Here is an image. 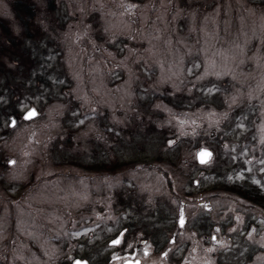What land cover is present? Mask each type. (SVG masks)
I'll list each match as a JSON object with an SVG mask.
<instances>
[{"label": "rangeland", "instance_id": "1", "mask_svg": "<svg viewBox=\"0 0 264 264\" xmlns=\"http://www.w3.org/2000/svg\"><path fill=\"white\" fill-rule=\"evenodd\" d=\"M133 252L264 264V0H0V264Z\"/></svg>", "mask_w": 264, "mask_h": 264}, {"label": "snow or ice", "instance_id": "2", "mask_svg": "<svg viewBox=\"0 0 264 264\" xmlns=\"http://www.w3.org/2000/svg\"><path fill=\"white\" fill-rule=\"evenodd\" d=\"M36 115H37L36 111L34 109H32V110H29V111H27L25 113V115L23 116V119L24 120H30V119L34 118ZM8 123H9V126L15 127L16 124H17V120H16L15 117H9L8 118ZM198 155L201 158L200 162L201 163H205L206 161L204 160V157H210L211 153L210 152H206V151H201ZM10 163L14 164L15 161H10ZM180 224H181V226H183V224H184V218H183L182 211H181V216H180ZM122 240H123V233L121 234L120 237H118L117 239H114L112 241V244L113 245H120L122 243ZM129 247H131V245H129ZM116 258L120 259V257H116ZM74 264H86V262H82L80 260H76V261H74ZM128 264H131V262L129 261ZM136 264H139V261H137Z\"/></svg>", "mask_w": 264, "mask_h": 264}, {"label": "flooded vegetation", "instance_id": "3", "mask_svg": "<svg viewBox=\"0 0 264 264\" xmlns=\"http://www.w3.org/2000/svg\"><path fill=\"white\" fill-rule=\"evenodd\" d=\"M208 161H210V160H208ZM208 161H206V162H208ZM198 162H199V161H198ZM121 233H122V232H121ZM121 233H120V234H121ZM120 236H121V235L116 236L115 238H113V240H114V239H117V238L120 237ZM113 240H112V241H113ZM112 241H111V242H112ZM122 241H123V240H122ZM111 242H110V243H111ZM144 254H147V251H146V250H145ZM129 257H130V259L133 260L132 263L135 264L137 261H139V264H141L140 257L136 255V252H133L131 255H129ZM76 260H80V261H82V262H86V264H88L87 260H86V259H83V258H81V259H79V258H73L72 261H71V263L74 264V261H76ZM126 261H130V260L125 259V261L123 262V264H124Z\"/></svg>", "mask_w": 264, "mask_h": 264}, {"label": "trees", "instance_id": "4", "mask_svg": "<svg viewBox=\"0 0 264 264\" xmlns=\"http://www.w3.org/2000/svg\"><path fill=\"white\" fill-rule=\"evenodd\" d=\"M30 7L31 6H26L25 8H27V14H26V16L27 15H29L30 13H31V11H30ZM22 9H24L23 7H21ZM26 16L24 17V18H26ZM40 80H43V77H42V75H40L38 78H37V81H39L40 82ZM9 88H11L12 89V87H10V86H8ZM5 91V93H7V96H10V97H14V96H16L17 94H16V92H15V89L13 88V90H11L10 91V89H6V90H4ZM245 192H246V190H245ZM249 193V192H248ZM257 193L258 192H256V196H254L251 192H250V196L251 197H253V198H258L259 196H257ZM247 194V193H246Z\"/></svg>", "mask_w": 264, "mask_h": 264}, {"label": "water", "instance_id": "5", "mask_svg": "<svg viewBox=\"0 0 264 264\" xmlns=\"http://www.w3.org/2000/svg\"><path fill=\"white\" fill-rule=\"evenodd\" d=\"M32 109H34V110L36 111V113H38L37 109L34 108V107H30L29 110H32ZM29 110H27V111H29ZM27 111H26V112H27ZM26 112H25V113H26ZM25 113L22 115V118H23V116L25 115ZM10 127H11V126H10ZM201 151H206V152H210V153H211V151H209L208 149H205V148L201 149ZM201 151H199V153H200ZM199 153H198V154H199ZM198 154L196 155V157H197V159H198V161H199V160H201V158H200V156H199ZM211 157H212V156H210V157H204V160H205V161H208V160H210ZM128 262H129V261H126L124 264H128ZM130 262H131V264H134V263H132V261H130ZM135 264H136V263H135Z\"/></svg>", "mask_w": 264, "mask_h": 264}]
</instances>
